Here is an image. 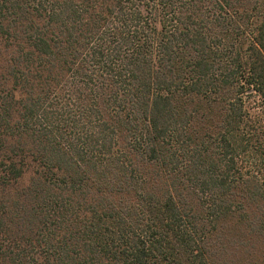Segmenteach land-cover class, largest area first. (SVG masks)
<instances>
[{
    "label": "trees",
    "instance_id": "obj_1",
    "mask_svg": "<svg viewBox=\"0 0 264 264\" xmlns=\"http://www.w3.org/2000/svg\"><path fill=\"white\" fill-rule=\"evenodd\" d=\"M0 264H264V0H0Z\"/></svg>",
    "mask_w": 264,
    "mask_h": 264
}]
</instances>
